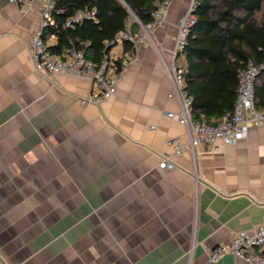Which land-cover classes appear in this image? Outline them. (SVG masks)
I'll return each instance as SVG.
<instances>
[{
    "label": "crops",
    "instance_id": "1",
    "mask_svg": "<svg viewBox=\"0 0 264 264\" xmlns=\"http://www.w3.org/2000/svg\"><path fill=\"white\" fill-rule=\"evenodd\" d=\"M190 3L171 0L117 93L84 106L89 78L35 68L41 2L0 0V264H250L208 249L264 225V125L196 157L168 143L189 140L167 65Z\"/></svg>",
    "mask_w": 264,
    "mask_h": 264
},
{
    "label": "trees",
    "instance_id": "2",
    "mask_svg": "<svg viewBox=\"0 0 264 264\" xmlns=\"http://www.w3.org/2000/svg\"><path fill=\"white\" fill-rule=\"evenodd\" d=\"M53 22L43 38H57L49 50L62 56L71 49L83 51L97 66L109 55L110 43L128 25L134 33L140 23H149L166 0H54ZM197 20L186 45L177 56L183 69L184 89L192 98L195 120L216 124L235 106L239 75L248 63L261 65L256 80V107L264 112V0H195ZM95 8L94 19L65 27L82 10ZM135 51L125 40L110 71L117 72L124 59Z\"/></svg>",
    "mask_w": 264,
    "mask_h": 264
},
{
    "label": "built area",
    "instance_id": "3",
    "mask_svg": "<svg viewBox=\"0 0 264 264\" xmlns=\"http://www.w3.org/2000/svg\"><path fill=\"white\" fill-rule=\"evenodd\" d=\"M22 8L30 7L34 2L42 4L41 28L34 32L31 37L30 46L32 48V59L37 71L48 75L68 74L76 77H87L93 82L92 91L81 97V104L99 105L102 101L112 97L117 93V86L121 81L125 71L136 62V55L130 54L121 64L117 72L110 71L114 58L119 54L125 40L134 42L135 49L143 46L152 40V33L155 29L163 27L168 20L169 6L171 0H166L163 7L154 13V18L149 23H140V31L134 33L131 25H128L118 35L116 40L110 45L113 47L109 55H106L101 62L95 66L85 58L84 52L71 49L62 56L53 54L49 50V45L43 38V32L53 22L54 0H8ZM196 1L191 0L189 9L179 20V35L174 50V59L167 65V71L173 81V89L170 97L175 98L180 103L178 113L168 112L170 118L178 119L184 123L188 130V142L175 137L168 141L169 144L176 145L175 156H182L190 151L194 157L200 152L201 147L209 145L218 149L220 144H236L246 138L251 127L264 125V112L256 107V80L261 71V65L253 62L248 63L239 75V87L237 100L233 111L223 117L218 123L211 124L195 120L192 116V98L185 91V81L181 64L177 61L178 54L183 51L188 33L196 23L194 9ZM96 9L82 10L67 20L65 27L80 22L85 18L94 19ZM114 50H118L114 52ZM159 167L166 170H173L177 167L174 157L164 154ZM264 247V225L252 230L233 231L231 243H220L208 249L210 261H218L227 254L245 260L250 264H264V252L258 249Z\"/></svg>",
    "mask_w": 264,
    "mask_h": 264
}]
</instances>
